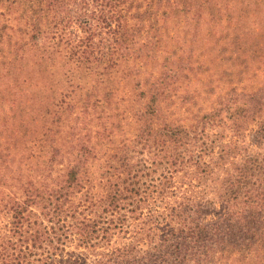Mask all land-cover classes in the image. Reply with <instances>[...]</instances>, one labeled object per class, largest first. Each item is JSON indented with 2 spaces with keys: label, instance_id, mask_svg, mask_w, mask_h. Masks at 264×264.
Returning a JSON list of instances; mask_svg holds the SVG:
<instances>
[{
  "label": "trees",
  "instance_id": "16d2710c",
  "mask_svg": "<svg viewBox=\"0 0 264 264\" xmlns=\"http://www.w3.org/2000/svg\"><path fill=\"white\" fill-rule=\"evenodd\" d=\"M214 3L0 0V57L7 44L12 54L20 32L27 44L21 62L56 54L69 67L68 81L84 71L92 76L82 80L98 82L79 103H68V111L80 109L44 174L27 177L22 196L0 197V214L11 217L0 228V264H264V88L207 108L201 93H174L192 69L191 56L161 71L144 69L163 47L164 18L200 20ZM0 65V79L13 78L14 60ZM122 68L143 85L138 131L100 175L91 164L114 131L105 123L92 127L93 113L102 85ZM144 149L154 152V167L139 156ZM57 155L62 167L55 173Z\"/></svg>",
  "mask_w": 264,
  "mask_h": 264
},
{
  "label": "rangeland",
  "instance_id": "374dc122",
  "mask_svg": "<svg viewBox=\"0 0 264 264\" xmlns=\"http://www.w3.org/2000/svg\"><path fill=\"white\" fill-rule=\"evenodd\" d=\"M214 1V9L200 20L184 16L164 18L163 47L153 50L154 54L151 52L154 56L144 67L148 72L152 68L161 71L167 67L163 65L170 62L178 65L180 58L191 56L192 62L188 65L192 69L184 72L180 88L174 93H201L207 98L200 99V103L207 108L209 103L221 106L225 96L236 92L264 88V0ZM8 19L11 26L19 25L18 17ZM8 32H12L11 29ZM13 38L18 42L13 45L12 54L7 44L5 56L8 58L0 57V63H8L10 58L14 60L13 78L0 79V197L7 192L22 196V184L27 177L44 174L54 149L66 143L71 132L68 124L80 109L78 106L73 112L68 111V103H79L77 99H82L87 89L98 85V82L93 85L94 81L82 80L92 76L84 71L74 72L75 76L68 81L64 73L69 67H64L63 59L56 54L43 61L39 54L31 51L33 55L29 54L30 58L21 62L27 44L20 32L13 33ZM4 73V65H0V77ZM112 74L115 81L102 85V104L93 113L92 127L100 128L105 123L114 131L111 138H103L98 156L91 164V170L100 175L108 172L107 163L122 149V144L134 140L138 131L136 111L144 101L142 83L135 81L127 68ZM197 108L198 105L193 106L192 110ZM178 109L188 114V108ZM252 133L250 130L249 142ZM226 134L230 137L232 133ZM153 153L144 149L139 156L154 167ZM61 159L60 155L55 156V173L62 167ZM19 172L22 177L13 178ZM10 220L5 212L0 214V228L6 227Z\"/></svg>",
  "mask_w": 264,
  "mask_h": 264
}]
</instances>
